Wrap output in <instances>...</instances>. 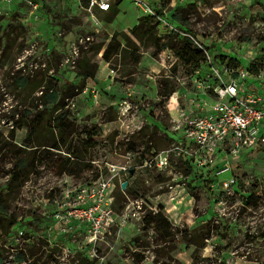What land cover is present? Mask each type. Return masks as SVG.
<instances>
[{
  "label": "rangeland",
  "instance_id": "1",
  "mask_svg": "<svg viewBox=\"0 0 264 264\" xmlns=\"http://www.w3.org/2000/svg\"><path fill=\"white\" fill-rule=\"evenodd\" d=\"M32 1L36 8L22 0L0 1V264H264V153L232 159L220 151L211 159L202 156L210 161L201 167L176 153L170 135L202 88L177 63L174 49L156 52L150 41L140 43L131 34L148 12L121 0L109 13L95 12L97 25L76 0ZM141 1L162 12L153 22L163 43L170 35L190 38L189 30L213 57H232L241 67L264 61V0ZM114 35L118 50L125 49L107 62L102 53ZM79 59L97 65L93 78L76 76ZM48 80L57 84L59 97L69 83L82 90L64 97L71 123L65 144L33 150L37 146H24L26 128L10 136L13 120L25 111L36 118L53 106L40 99ZM160 81L175 91L161 97ZM143 125L149 132L156 127L154 138L137 137ZM38 130L33 145L45 139L46 127ZM131 142L135 149L128 151ZM65 145L85 159L70 157ZM161 151L168 154L166 166L144 164ZM20 153L33 166L13 190L10 178ZM225 157L236 189L223 186L228 173L218 174ZM101 177L113 183L114 221L103 237L88 242L75 222L57 224L54 213L64 198L73 200ZM156 213L159 222L146 224ZM50 227L57 228L51 239Z\"/></svg>",
  "mask_w": 264,
  "mask_h": 264
},
{
  "label": "built area",
  "instance_id": "2",
  "mask_svg": "<svg viewBox=\"0 0 264 264\" xmlns=\"http://www.w3.org/2000/svg\"><path fill=\"white\" fill-rule=\"evenodd\" d=\"M0 1L11 3L14 0ZM76 1L97 25H100V21L95 12L106 13L116 2ZM133 1L149 15L161 18L145 2ZM22 3L32 8L37 7V3L32 0H22ZM164 21L167 23V20ZM172 30L177 31L174 28ZM195 44L205 52L204 66L194 70L192 76V80L202 88V92L190 97L191 110L186 113L183 121L174 127V135H170L175 142L174 150L195 167H201L210 161L202 159V156L211 159L220 151L232 159L255 151L264 153V61H249L245 67L231 65L228 63L229 57L224 62H219L203 45L197 41ZM260 58L264 59V56ZM201 69L205 72L199 78ZM167 157L168 154L161 151L149 161L144 160V164L150 165L153 162L157 167L166 166ZM226 157L225 160L222 159L224 165L218 174L228 173L221 182L225 188H235L236 181ZM112 186L110 178L101 177L91 188L78 193L73 200L64 198L60 211L54 213L57 224L75 222L86 234L88 242L103 237L109 232V227L114 221L115 213L111 207L113 196L109 195ZM85 196L88 201H85ZM51 228L48 235L50 239L57 229Z\"/></svg>",
  "mask_w": 264,
  "mask_h": 264
},
{
  "label": "trees",
  "instance_id": "3",
  "mask_svg": "<svg viewBox=\"0 0 264 264\" xmlns=\"http://www.w3.org/2000/svg\"><path fill=\"white\" fill-rule=\"evenodd\" d=\"M121 0H116L115 6L120 2ZM193 6V5H191ZM116 10V9H115ZM158 16H163L161 11L155 12ZM171 18L173 20H178L176 15H171ZM154 17L152 15H145L138 18V21L136 25L131 29V34L141 43L143 41H150L152 46L155 48L156 52L161 51L165 47H169L175 50L177 63L183 64V66L189 68L192 72L198 68H202L204 66L205 62V52L204 50L195 44L192 41V38L195 39L194 35L188 30V34L191 35L192 38L189 37H182L178 39L176 35L168 36L169 40L167 43L161 42L160 38L156 35V23L153 22ZM181 25L186 26V18L180 19ZM124 40H129V36L125 33L122 34ZM125 44L126 47H128V42ZM200 44V43H199ZM202 45V44H201ZM120 47V43L117 42L116 35L112 37V39L109 41V43L106 45V47L103 50L102 58L109 62L110 56L112 53H120L122 54L123 50L125 48H122L118 50ZM203 47L208 50L207 46L203 45ZM125 52V51H124ZM225 55H221V57L214 56L215 60H219V62H224L226 59H223ZM139 59V55L134 54V60L137 62ZM235 59L232 57H229L228 63L233 65L231 62H234ZM176 64V63H175ZM96 64H90L89 60L85 61L82 59H79L76 64V76H80L83 78H93ZM49 81V82H48ZM46 84L41 89V96L40 99L42 100V104H47L50 106L52 104V107H49V109H46L41 112L40 116H37L36 118H30L31 111H25V113H22L19 117L13 120V131L11 132V137L13 136V139L15 137V130L18 128H26L27 129V135L24 141V146L26 147H34L37 146V148L33 150H37L39 147H50L54 149H60V146L64 145L66 142L65 133L71 129V123L67 120V113L63 111V109L66 106V103H64V97H72L75 94L79 93L82 90V86L75 87L73 84L69 83L64 88V91H62L63 96L59 97V89L56 83H52L50 80H48ZM52 83V84H51ZM27 83L23 81L22 86H25ZM175 91V88L173 86H168L166 84H162V81H160V88H159V94L161 97H167L171 95ZM59 111V112H57ZM57 112V113H56ZM39 115V114H38ZM39 126L46 127V135L44 141L38 142L37 144L33 145V141H31V138L33 135L35 137H38V135L41 134V131L38 130ZM153 131L149 132V126L143 125L138 131H137V137L138 138H147V140H150L154 138V134L156 132V127H153ZM90 134L87 133V136ZM89 142V137H88ZM68 144H71V141H69ZM15 145L13 144V147ZM66 152L70 157H72L75 160H84V155L82 154V151L75 148H70L68 145H65ZM24 150L26 148H23ZM46 149V148H43ZM135 145L133 142L129 143L128 145V151L134 150ZM21 150V149H20ZM149 150V149H147ZM29 155H27L28 157ZM27 157L21 156V153L18 154V157H16V161L13 163V169L11 173L10 181L13 183V190L17 189L24 180L28 177V175L31 173V169L33 166L32 159L27 160ZM25 158V159H24ZM70 159H66V161L63 163V167L61 170H65L69 164ZM185 162H189L188 160H185ZM89 166V165H88ZM29 168V169H28ZM2 215V211L0 212V216ZM161 216L159 213H156L151 219L145 220L146 224L151 223L152 221L159 222ZM164 234V233H163ZM166 235V234H165ZM142 260V256L135 259V262H140Z\"/></svg>",
  "mask_w": 264,
  "mask_h": 264
},
{
  "label": "water",
  "instance_id": "4",
  "mask_svg": "<svg viewBox=\"0 0 264 264\" xmlns=\"http://www.w3.org/2000/svg\"><path fill=\"white\" fill-rule=\"evenodd\" d=\"M130 173H133V170H131ZM126 185H127V183L123 182L122 185H121L122 189H124L126 187Z\"/></svg>",
  "mask_w": 264,
  "mask_h": 264
},
{
  "label": "crops",
  "instance_id": "5",
  "mask_svg": "<svg viewBox=\"0 0 264 264\" xmlns=\"http://www.w3.org/2000/svg\"><path fill=\"white\" fill-rule=\"evenodd\" d=\"M113 7H114V5H113L112 8H111L108 12H106V13H109L112 9H114ZM115 11H116V10H115ZM101 13H102V12H101Z\"/></svg>",
  "mask_w": 264,
  "mask_h": 264
}]
</instances>
